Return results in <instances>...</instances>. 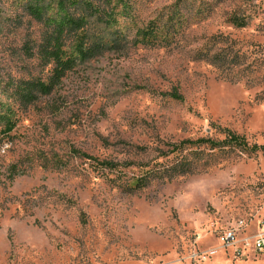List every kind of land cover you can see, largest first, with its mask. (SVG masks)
Wrapping results in <instances>:
<instances>
[{"label": "rangeland", "instance_id": "obj_1", "mask_svg": "<svg viewBox=\"0 0 264 264\" xmlns=\"http://www.w3.org/2000/svg\"><path fill=\"white\" fill-rule=\"evenodd\" d=\"M73 1L74 65L42 94L48 28L0 0V264H264V150L171 153L264 146V0Z\"/></svg>", "mask_w": 264, "mask_h": 264}, {"label": "trees", "instance_id": "obj_2", "mask_svg": "<svg viewBox=\"0 0 264 264\" xmlns=\"http://www.w3.org/2000/svg\"><path fill=\"white\" fill-rule=\"evenodd\" d=\"M44 1L45 0H33V2L27 5L26 11L34 21L43 23L44 26L48 28L43 40L42 59L45 63H53L54 67L51 73V81L46 85L39 84L37 87L36 85L33 86L38 90V92L47 94L51 90L53 83H55L54 81H58L66 71H69L73 67V54L68 55L66 51L63 50L65 41L72 38L77 31L81 30L86 25L87 21L85 17H75V13L69 11L70 6L73 7L77 4L76 1L51 0L50 2H47V4H44ZM53 2H55L54 5ZM51 9L55 10L53 14H49ZM111 18L112 15L110 13L106 15V25L113 21ZM94 49L95 48H93V50ZM77 51L78 54H81L82 57H84L85 51H82L80 48H77ZM170 96L174 100H180V97L175 93H172ZM28 100H30V98ZM10 130L11 129L7 131ZM227 147L232 149H240L250 153L264 150V146H249L242 137L226 131L225 136L221 141H213L210 139L183 141L174 146L171 153H183L193 149L223 150ZM194 153L197 154V152ZM180 163L184 164L183 158ZM102 165L109 169H113L116 166L115 164L109 162L102 163ZM187 170L188 167H185L179 172L185 173ZM157 175H159L158 171H146L145 175L139 178L138 185H144L145 181H147L149 177H156Z\"/></svg>", "mask_w": 264, "mask_h": 264}, {"label": "built area", "instance_id": "obj_3", "mask_svg": "<svg viewBox=\"0 0 264 264\" xmlns=\"http://www.w3.org/2000/svg\"><path fill=\"white\" fill-rule=\"evenodd\" d=\"M218 241L222 247H233L236 244L235 235L232 231H225L220 234ZM246 245L254 252L264 253V223L246 242Z\"/></svg>", "mask_w": 264, "mask_h": 264}]
</instances>
